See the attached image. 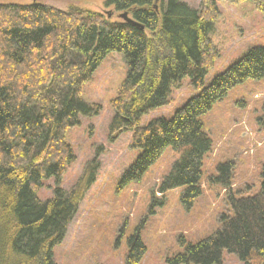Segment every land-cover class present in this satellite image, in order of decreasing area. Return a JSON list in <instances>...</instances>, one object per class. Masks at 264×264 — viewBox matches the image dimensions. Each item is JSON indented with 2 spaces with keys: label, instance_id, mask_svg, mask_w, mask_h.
<instances>
[{
  "label": "trees",
  "instance_id": "obj_1",
  "mask_svg": "<svg viewBox=\"0 0 264 264\" xmlns=\"http://www.w3.org/2000/svg\"><path fill=\"white\" fill-rule=\"evenodd\" d=\"M219 1L247 0H203L200 9L182 0H105L143 30L79 8L0 4V264H55L53 249L98 168L93 160L72 189L61 186L76 160L66 134L81 117L98 115L100 106L86 102L81 91L110 53L123 56L127 73L110 102L109 134L131 132V148L140 151L122 184L139 181L170 148L177 160L158 193L183 188L181 204L193 205L212 148L202 116L236 86L264 79V48L254 47L204 87L217 57L210 35ZM249 1L264 13V0ZM185 78L199 94L172 119L141 126L144 116L169 104ZM230 165L217 167L214 183L230 188ZM46 180L54 187L40 201ZM228 205L231 215L220 218L214 235L188 244L167 263L222 264L226 251L242 264H264V165L259 190L231 197ZM127 244L126 264H139L146 253L142 240L135 234Z\"/></svg>",
  "mask_w": 264,
  "mask_h": 264
},
{
  "label": "rangeland",
  "instance_id": "obj_2",
  "mask_svg": "<svg viewBox=\"0 0 264 264\" xmlns=\"http://www.w3.org/2000/svg\"><path fill=\"white\" fill-rule=\"evenodd\" d=\"M200 9L203 0H182ZM34 2L60 11L70 8L89 10L119 21V12L105 6V0H0V4L29 5ZM220 16L210 35L216 54L213 68L204 80L213 78L237 62L249 49L264 48V13L249 0L240 4L217 2ZM77 59V57H75ZM123 56L110 53L82 87V98L100 106L98 115L81 117L80 125L69 129L66 139L76 156L68 167L61 186L69 191L80 179L87 163L98 165L95 180L78 204L64 239L54 247L55 264H126L130 237L138 234L146 247L139 264H168L188 244L211 237L220 228V218L231 215L229 198L248 197L260 188L264 165V79L236 86L202 116L204 131L212 148L202 162L201 194L186 209L180 197L183 188L160 195L163 178L169 174L177 156L167 148L139 181L122 184L124 173L140 151L131 148L132 133L109 134L113 118L110 102L125 79ZM199 94L188 78L174 90L167 106L157 108L141 120L146 126L152 119L170 120L186 102ZM230 165V188L213 180L217 167ZM53 180L44 181L37 194L40 201L51 197ZM222 264H242L234 255L222 254Z\"/></svg>",
  "mask_w": 264,
  "mask_h": 264
},
{
  "label": "water",
  "instance_id": "obj_3",
  "mask_svg": "<svg viewBox=\"0 0 264 264\" xmlns=\"http://www.w3.org/2000/svg\"><path fill=\"white\" fill-rule=\"evenodd\" d=\"M156 2H157V0H156ZM154 7L156 8V3H155V5H154ZM109 16H110V14L107 13V14H106V17L108 18ZM118 18H119V20H121V21H123V22H125V23L131 24V25H133V26L139 28L140 30H143V27L140 26L139 24H137L136 22H134V21L129 17V15H128L127 12H122V13H120V14L118 15Z\"/></svg>",
  "mask_w": 264,
  "mask_h": 264
}]
</instances>
